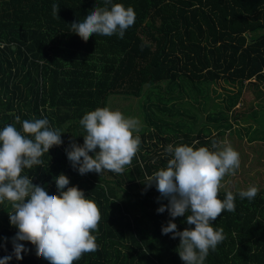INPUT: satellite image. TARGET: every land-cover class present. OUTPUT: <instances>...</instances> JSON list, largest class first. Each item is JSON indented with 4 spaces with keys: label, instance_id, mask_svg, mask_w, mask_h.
Wrapping results in <instances>:
<instances>
[{
    "label": "trees",
    "instance_id": "trees-1",
    "mask_svg": "<svg viewBox=\"0 0 264 264\" xmlns=\"http://www.w3.org/2000/svg\"><path fill=\"white\" fill-rule=\"evenodd\" d=\"M116 3L134 9V25L122 39L94 34L84 42L70 25L82 22L95 7H104V0H0V130L7 124L20 130L24 120L47 118L50 128L63 133V143L23 174L56 195L54 177L64 174L69 187L77 186L97 204L101 220L92 234L98 249L74 264H185L177 252L179 237L163 235L162 227L169 220L181 232L195 226L186 223L187 213L174 220L167 211L158 214L168 200L160 198L155 185L145 184L166 167L169 144L215 151L213 141H224L233 125L237 129L243 124L242 111L235 112L243 92H230L225 109L209 117L214 131L207 126L195 133L185 122L172 129L170 121L148 105V125L134 134L140 137L139 151L122 174L80 175L65 149L70 141L83 145L80 119L108 107L112 96L147 95L152 103L156 95L161 112H172L174 107L167 105L176 98L167 100L161 85L175 90L189 80L250 87L258 100L263 98L264 0H112ZM53 4L59 5V18ZM229 191L235 196V211H224L212 222L223 229L225 239L209 251L204 264H264V189L249 201L240 198L241 190L221 187L218 199ZM12 211L11 204H0V258L14 251L18 230L10 224ZM22 243L27 249L23 259L13 256L9 264H49L35 255V246Z\"/></svg>",
    "mask_w": 264,
    "mask_h": 264
},
{
    "label": "clouds",
    "instance_id": "clouds-1",
    "mask_svg": "<svg viewBox=\"0 0 264 264\" xmlns=\"http://www.w3.org/2000/svg\"><path fill=\"white\" fill-rule=\"evenodd\" d=\"M104 5L95 7L82 22H73L71 32L84 42L94 34H117L122 39L135 23L134 9L112 4V0H104ZM52 7L58 17L59 5ZM15 121L21 123L20 117L16 116ZM79 124L85 133L83 145L70 141L65 149L73 169L80 175L94 172L101 176L106 171L122 174L139 151L140 137L134 136L140 131L139 119L103 107L86 113ZM62 134L58 128H50L47 118L24 120L20 130L14 124L0 130V204H11L10 224L18 230L12 240V255L0 258V264H9L13 256L22 260L21 254L27 251L22 242L35 246V255L49 264H74L85 253L98 249L92 234L98 231L101 220L97 204L85 198L77 186L69 187L64 174L54 177L59 195L49 194L23 174L41 165V157L63 143ZM212 148L216 150L169 144L165 151L171 158L166 167L149 176L145 184L146 188L155 185L160 198L168 200L167 205L157 209L158 214L167 211L174 220L187 213L186 223L195 226L181 232L169 220L162 227L163 235L179 237L177 252L185 264H204L209 251H215L225 239L223 229L213 227L212 222L224 211H235L234 194L229 191L220 200L218 193L225 176H234L239 169V153L226 141H213ZM258 191V187L249 186L239 196L252 201Z\"/></svg>",
    "mask_w": 264,
    "mask_h": 264
},
{
    "label": "rangeland",
    "instance_id": "rangeland-1",
    "mask_svg": "<svg viewBox=\"0 0 264 264\" xmlns=\"http://www.w3.org/2000/svg\"><path fill=\"white\" fill-rule=\"evenodd\" d=\"M148 90L149 88H147ZM160 90L161 94L166 95L167 100L172 97L176 98L167 105V108L174 107L176 111L162 113L157 106L156 95L152 99V103L147 101V95L144 98L112 96L108 102V108L121 112L126 118H138L141 125L140 130L148 125L146 111H148V105H150L155 114L170 121L171 126L169 127L172 129L178 128V123L185 122L195 133L207 126H212L211 128L214 131V123L210 121L209 117L219 109H225V101L231 95L230 92L239 90L243 92L241 103L235 110V112L242 111L240 117L244 118L241 119L243 124L240 123L237 129L233 125V128L228 130L224 137V141L228 145H232L236 150L243 149L238 151L240 167L236 170L234 176L226 175L223 187L233 190H247L249 186H256L259 190L264 189V96L258 100L253 88L242 87L240 89L223 81L218 83H193L185 80L180 82L178 89L169 90L168 84L164 83L161 85ZM252 106L254 107L253 111L251 110ZM161 107L163 106L160 105ZM226 111L230 112L228 108ZM232 122L234 123L235 120ZM67 133L66 131L65 135ZM230 135L234 139L233 144H231ZM247 141L251 145H246Z\"/></svg>",
    "mask_w": 264,
    "mask_h": 264
}]
</instances>
